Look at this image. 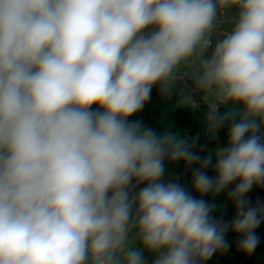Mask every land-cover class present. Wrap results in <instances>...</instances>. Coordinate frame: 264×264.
Instances as JSON below:
<instances>
[{
    "label": "clouds",
    "instance_id": "obj_1",
    "mask_svg": "<svg viewBox=\"0 0 264 264\" xmlns=\"http://www.w3.org/2000/svg\"><path fill=\"white\" fill-rule=\"evenodd\" d=\"M185 77L213 137L227 128L207 155L133 119ZM254 187L264 0H0V264H207L229 232L251 255Z\"/></svg>",
    "mask_w": 264,
    "mask_h": 264
},
{
    "label": "trees",
    "instance_id": "obj_2",
    "mask_svg": "<svg viewBox=\"0 0 264 264\" xmlns=\"http://www.w3.org/2000/svg\"><path fill=\"white\" fill-rule=\"evenodd\" d=\"M183 99V90L177 95L164 98L159 94L158 88L154 87L152 99L146 104L142 112L136 117H133V119H141L146 125L161 131L172 127L174 130H178L181 135L188 140L196 141L195 150L202 155H207L209 152L208 148L206 144L198 138L197 134L204 129L203 117L208 106L206 103L195 106L188 102H184ZM220 110L224 111L225 108L221 107ZM216 134L221 145L227 142V128L219 130ZM184 168L185 166L183 163H179L175 166L171 164L168 165V170L173 175L182 174ZM209 174H213L211 170ZM190 178V173L183 177L185 182L190 181ZM231 187H234V185ZM248 195L252 201H264V187H254ZM206 199L211 201L213 198L208 196ZM217 214L219 215V213ZM225 219H227L226 215ZM227 238L230 240L228 235ZM229 250L233 254L225 264H254L252 258L244 257L239 253L233 242ZM261 264H264V259Z\"/></svg>",
    "mask_w": 264,
    "mask_h": 264
},
{
    "label": "rangeland",
    "instance_id": "obj_3",
    "mask_svg": "<svg viewBox=\"0 0 264 264\" xmlns=\"http://www.w3.org/2000/svg\"><path fill=\"white\" fill-rule=\"evenodd\" d=\"M179 87H181V85H179ZM203 124H204V129L201 132H199L197 136L202 142L206 144L208 151H210L214 149L217 146V144H220V142L218 140L217 134H215V138L213 137L212 131L204 123V120H203ZM215 202L220 205H225L224 213L228 219H231L234 216V207L231 204V202L227 201L226 193H223L219 197H216ZM256 231L260 237V242H261V239L264 234V224H261V226ZM232 254L233 253L229 249L224 253H217L209 261H207V264H225L232 257ZM150 259L151 257L149 258V260Z\"/></svg>",
    "mask_w": 264,
    "mask_h": 264
},
{
    "label": "crops",
    "instance_id": "obj_4",
    "mask_svg": "<svg viewBox=\"0 0 264 264\" xmlns=\"http://www.w3.org/2000/svg\"><path fill=\"white\" fill-rule=\"evenodd\" d=\"M180 85H181L180 88L184 92V99H183L184 102H188V103H190L192 105H195V106H198V105H200L202 103H205V100L202 98V94L200 92L199 93H195L193 91L195 86L193 85L191 79H189L188 77H185ZM185 97H187L188 99L185 100ZM256 201L257 200H253V202H256ZM228 236H229L230 240L233 242V244L236 247V243H235L236 236H235V234L229 232ZM236 249H237V247H236ZM239 253L241 255H243L244 257L252 258L253 261H254V264H261L263 259H264V234H263V237L261 239V242L259 243V245L256 248V250L254 251V253H252L251 255H245V254L241 253L240 251H239Z\"/></svg>",
    "mask_w": 264,
    "mask_h": 264
},
{
    "label": "built area",
    "instance_id": "obj_5",
    "mask_svg": "<svg viewBox=\"0 0 264 264\" xmlns=\"http://www.w3.org/2000/svg\"><path fill=\"white\" fill-rule=\"evenodd\" d=\"M216 38H218V37H213L214 40H215ZM193 91H194L195 93H199V91H198L195 87H194ZM205 103H206V101H205Z\"/></svg>",
    "mask_w": 264,
    "mask_h": 264
}]
</instances>
